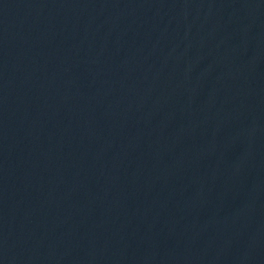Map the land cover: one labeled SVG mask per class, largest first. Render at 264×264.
Wrapping results in <instances>:
<instances>
[{"label":"water","instance_id":"95a60500","mask_svg":"<svg viewBox=\"0 0 264 264\" xmlns=\"http://www.w3.org/2000/svg\"><path fill=\"white\" fill-rule=\"evenodd\" d=\"M0 264H264V0H0Z\"/></svg>","mask_w":264,"mask_h":264}]
</instances>
